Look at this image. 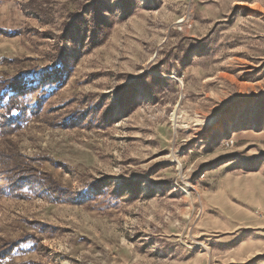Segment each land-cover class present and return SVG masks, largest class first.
Returning <instances> with one entry per match:
<instances>
[{
    "label": "rangeland",
    "instance_id": "rangeland-1",
    "mask_svg": "<svg viewBox=\"0 0 264 264\" xmlns=\"http://www.w3.org/2000/svg\"><path fill=\"white\" fill-rule=\"evenodd\" d=\"M1 76L0 264H264V0H0Z\"/></svg>",
    "mask_w": 264,
    "mask_h": 264
},
{
    "label": "trees",
    "instance_id": "trees-1",
    "mask_svg": "<svg viewBox=\"0 0 264 264\" xmlns=\"http://www.w3.org/2000/svg\"><path fill=\"white\" fill-rule=\"evenodd\" d=\"M17 79L11 78V79H6L5 77L1 76L0 77V90L5 89V87H11L12 89H17ZM0 109H5L4 115L1 117L3 120L0 122V138L8 134L9 132L16 130L17 128L12 126L15 124V116H11L12 113H18V109H20V103H19V95L15 94H9L8 98L5 101V104L0 105ZM12 158V157H11ZM15 158V159H14ZM12 158L13 160H18V158L14 157ZM20 162V161H19ZM23 163V162H22ZM26 163H17L15 167H13L14 170H16V173H18L20 170H25L26 173H28V170L30 173L27 175L28 177L34 175V168L28 167L27 169L25 168ZM21 167H23L21 169ZM15 178V177H13ZM12 182H10L12 185L16 186L19 182L20 179H10ZM9 180V181H10ZM40 181L42 182L43 188L46 189V191H51L55 190L58 192L64 191L67 193V191L64 188H60V186L52 177L49 173H42ZM17 242H5L1 247H0V258H3L7 256L14 246H16Z\"/></svg>",
    "mask_w": 264,
    "mask_h": 264
}]
</instances>
